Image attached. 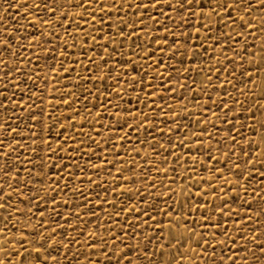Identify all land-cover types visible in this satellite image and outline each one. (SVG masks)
I'll list each match as a JSON object with an SVG mask.
<instances>
[{"label": "snow or ice", "instance_id": "6c2138e0", "mask_svg": "<svg viewBox=\"0 0 264 264\" xmlns=\"http://www.w3.org/2000/svg\"><path fill=\"white\" fill-rule=\"evenodd\" d=\"M0 7V264H264V0Z\"/></svg>", "mask_w": 264, "mask_h": 264}, {"label": "rangeland", "instance_id": "374dc122", "mask_svg": "<svg viewBox=\"0 0 264 264\" xmlns=\"http://www.w3.org/2000/svg\"><path fill=\"white\" fill-rule=\"evenodd\" d=\"M0 3H2V0H0ZM69 11H70V12H74V11H77V10H75V9H69ZM3 12H4V8H3V7H0V14H3ZM8 12H9L10 15L15 16V11H14L13 9H8ZM29 30H31V29H29ZM68 30H69V31H72L71 28H69ZM61 35H63L62 32H61ZM258 42H259V41L257 40V43H258ZM44 47L47 48V47H49V45L45 44ZM59 51H60V49L57 47V49H56L57 54L59 53ZM45 54L48 55V57H49V62H51V60H52V53H45ZM44 63H45L44 61H40V64H44ZM64 63H65V67H68V63H69V62H68V61H65ZM54 66H55V64H53V67H54ZM89 67H90V66H89ZM59 71H60V73H61L59 83H63V81H64V77L62 76V72H63V70L61 69V70H59ZM77 71H79V72L81 73L82 76L84 75L83 67L78 68V69H74V70L70 73V76H71L73 79L75 78V75H76V72H77ZM45 74L47 75V78L50 80L51 83H53V84H57V87H59V83H58L56 80H52L53 73H52L51 71L45 69L43 72H41V76H44ZM34 79H35V77H34ZM0 82H2V81H0ZM35 83H36V85L39 87V86H41L42 81H41V80H36ZM68 86L71 87V85H68ZM177 91L179 92L178 87H177ZM185 95H187V91H185ZM49 98H50V97H47V96L44 97L45 100H48ZM89 99H91V98H89ZM170 102H171V101H170ZM36 103H39V101H36ZM156 103L159 104L160 101L157 100ZM189 108H192L193 111H194V104H193V105H189ZM45 111H47V108H45ZM57 111H61V109H57ZM53 115H55V113H53ZM4 118H5V117H4L3 113L0 112V122H2ZM191 118H192V119H195V118H196V117H195V114H194ZM77 119H79V117H77ZM103 122H104V123H107V122H108V121H107V117L104 118V121H103ZM60 123H64V121L61 120ZM181 125H183V121H181ZM85 131H88L87 125H85ZM101 134H102V135L104 134V133H103V129H101ZM98 139H99V138H98ZM114 139H115V137H114ZM173 139L175 140V137H173ZM101 143H103V141H101ZM147 150H148V149L145 148V149H142L141 151H142V153H143L144 151H147ZM102 152H103V149H102V148L99 149V150H97L96 153L92 154V158L94 159L95 154H100V153H102ZM122 154H123V153H122ZM21 155H24V153H21ZM59 155H63V154L61 153V154H59ZM85 159H86V157H81L80 160L77 161V163H79V164H81V165H84ZM102 159H103V157H102ZM107 159H108V160H112V159H113L112 155H108ZM2 163H3V160L0 159V164H2ZM56 163H60V160L57 159V160H56ZM95 163H96V164H100L101 161H95ZM15 164H16V162L13 161V165H14V166H15ZM25 167H27V164H25ZM111 171H112L113 174H114V173H115V167H113V168L111 169ZM23 174H24V173H23V171H22V172H21V175L23 176ZM50 175H51V176L53 177V179H54V178H55V171L53 170V173H51ZM87 175L91 176L94 180H95V179H98V177H97V175H96V173H95L94 171L88 172ZM100 175H101V176H104L105 180L108 179L104 172H101ZM124 175H127V173H125ZM63 182H64V181H63V179H62V180H61V184H63ZM105 186H108V185H106V184H104V183L101 184V187H105ZM176 186H178V185H174V187H176ZM202 187H203V185H202ZM96 190L99 191V189H96ZM257 190H259V189H257ZM100 195H101V196H104L105 193L100 192ZM109 199H111V197H109ZM254 207H255V206H254ZM89 227H92V225L90 224ZM85 231H87V229H85Z\"/></svg>", "mask_w": 264, "mask_h": 264}]
</instances>
